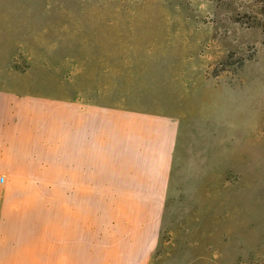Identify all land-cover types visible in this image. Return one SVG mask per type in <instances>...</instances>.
<instances>
[{
  "label": "rangeland",
  "instance_id": "374dc122",
  "mask_svg": "<svg viewBox=\"0 0 264 264\" xmlns=\"http://www.w3.org/2000/svg\"><path fill=\"white\" fill-rule=\"evenodd\" d=\"M0 92L40 119L47 158L67 147L79 108L177 120L164 203L141 205L129 226L94 190L81 237L94 250L117 245L119 264H264V0H0ZM12 195L8 244L26 213L68 200L67 189Z\"/></svg>",
  "mask_w": 264,
  "mask_h": 264
},
{
  "label": "crops",
  "instance_id": "0c3cea01",
  "mask_svg": "<svg viewBox=\"0 0 264 264\" xmlns=\"http://www.w3.org/2000/svg\"><path fill=\"white\" fill-rule=\"evenodd\" d=\"M26 110L20 100L0 92L1 188L12 196L0 197V239L10 237L0 244V264H119L108 254L120 251L117 245L94 250L91 241L81 239L91 236L84 226L97 198L94 190H99L101 204L112 206L107 211L112 221L130 220L129 226L140 221L141 205L163 204L177 120L161 114L79 108L68 117L67 147H57L47 158L40 154L44 144L31 127L40 119L29 117ZM43 164L44 177H40L36 166ZM25 188L67 189L68 200L63 206L55 202L57 213L52 215L37 208L26 213L20 240L8 244L19 235L12 206L20 198L12 194ZM144 215L148 231L154 214ZM120 230L119 235H124L125 226Z\"/></svg>",
  "mask_w": 264,
  "mask_h": 264
}]
</instances>
